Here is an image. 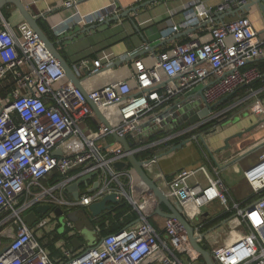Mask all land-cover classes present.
<instances>
[{"label": "built area", "instance_id": "1", "mask_svg": "<svg viewBox=\"0 0 264 264\" xmlns=\"http://www.w3.org/2000/svg\"><path fill=\"white\" fill-rule=\"evenodd\" d=\"M76 5L77 0L64 4L67 9ZM192 5L193 11L175 32L209 21L205 34L191 35L188 42L153 53L150 61L133 58L125 79L94 82L106 69H116L111 67L114 61L75 65L71 68L82 89L67 78L58 60L17 9L20 21L14 20L12 13L9 18L0 14V83L9 78L14 82L10 94L0 98V233L3 237L14 236L0 250V264L202 262L179 220L164 217L163 232L152 222L162 204L134 168L115 166L118 162L128 163V153L114 135L127 138L136 157L182 135L207 144V137L218 130L232 106L247 102L251 91L229 106L218 108L219 104L258 81L263 86L253 93L264 90V72L251 65L264 60V37L251 20L240 16L216 25L211 9L199 0ZM230 7L231 0H225L218 10ZM112 15H118V11H99L81 18L95 25ZM90 101L107 124L98 118ZM209 107L213 109L207 116L178 129L186 111L191 118ZM249 110L264 119L262 100L252 102ZM159 132L166 135L148 141ZM256 148L261 152L258 159L243 171L251 191L244 201L236 200L220 177L227 162H218V168L212 170L202 164L178 171L171 180H156L167 198L191 221L195 236L209 248L214 264H264V139ZM139 160L147 172L157 164L158 157ZM75 170L78 172L72 173ZM56 171L63 178L45 185L43 180ZM86 176L88 185L78 189V198L68 193L71 185ZM113 193L138 214L137 223L80 250L67 247L63 239L57 244L62 248L61 257H52L42 242L44 236L60 234L61 227L64 231L60 235L66 233L68 239L82 233L67 218L68 210L82 208L86 215L90 205ZM214 203L223 207L222 212L231 213L224 226L231 234H238L220 246L214 245L216 241L203 244L211 234L202 236V209ZM42 205L50 209L29 225L25 216ZM190 206L196 208L191 214L187 211ZM57 209H61V215ZM61 217L65 224L60 222ZM196 219L201 221L194 224ZM92 227L100 232L99 226Z\"/></svg>", "mask_w": 264, "mask_h": 264}, {"label": "crops", "instance_id": "2", "mask_svg": "<svg viewBox=\"0 0 264 264\" xmlns=\"http://www.w3.org/2000/svg\"><path fill=\"white\" fill-rule=\"evenodd\" d=\"M23 1L35 16L43 15L40 20L45 23L48 29V36L51 38V40L58 42L57 48L65 57L69 65L74 68L75 65H78L85 61L89 63L95 61L102 64H107L113 61L116 62L120 59L130 58L149 46L159 44L166 39L172 38L178 33L184 32L185 30H181L178 32H175V30L176 28H179L180 24L186 20L187 15L193 11L194 7L192 3L196 0H156L147 5L143 4L151 0H77V5L74 9H67L64 6L67 0ZM199 1H201L206 7L211 9V13L215 18L217 16V12H219V6L222 5L225 0ZM137 6H141V8L137 12L130 13L127 17H121L119 18V20L113 21L110 25L104 24V22L95 24L98 25L96 29L91 30L90 32H84V29L86 27L95 26L84 23L82 18L85 16L96 14L99 11L106 12L109 10L118 11V14H120ZM15 9L16 8L14 6V9H12L11 11V16L14 17V20L20 21L22 17L21 15L16 13ZM114 16L115 15H112L111 18H113ZM240 16H247L253 23L255 29H257L264 37V13L259 5L252 6L249 11H240L237 14H229L223 19L222 22L214 21V23L217 25L223 22H230ZM133 20L135 21V24L133 23ZM201 25L194 27H199ZM209 26L210 25H207L206 27L199 28L192 33L182 35L181 37L173 41L158 46L155 49V52H149L139 57L145 58L150 61V58L154 56L152 55L153 53L158 54L165 48L167 50V48H170L174 44L180 43V41L184 38L191 39V35L197 36L202 30H206ZM132 61L133 60H129L122 65L116 66V69L114 70L106 69L105 72H103L94 80V82L97 84H103L111 79H125L129 74V68ZM261 88L258 90H261ZM258 90L252 88L251 97L247 102H242L241 104L238 103L232 106V108L230 109V114L225 120H223V122H220L218 130L207 137V144H205L203 141L190 140L189 138L191 136L189 138H186L187 136L182 135L178 139H175L180 143L175 144L173 142L174 140H171L166 145H160L155 149H151L150 153L152 155H150V157L157 155L158 162L155 166H153V168L147 171L148 175L154 180H157V182H161L164 179L171 180L178 171H181L183 169L196 168L202 164L207 165L210 170H212L213 168H218V162L215 159L219 160V158L218 154L216 153L217 150L226 145V139L228 138H230L229 148L231 147L232 139H238V142L233 145L229 153L230 157H228L227 160H223V162L220 161L221 164L226 163L231 158H235L232 163L235 162L234 164H236L240 159L252 153L254 157V159H252V162L254 163L258 159L261 152L257 148H254L252 151L248 150H250L249 148L252 146L257 147L260 144L261 140L264 139L263 134L259 136L250 135L252 130L258 128L259 125L264 126V119L260 118L259 115L253 114L249 110V106L253 101L260 99L264 102V90L258 94L253 93ZM187 113L188 112L186 111L185 114H183V122L180 121L181 123L177 126L178 129L190 124L188 123L190 122V117L187 115ZM186 120L189 121L187 122ZM241 132H244L242 136L235 137L236 134ZM184 142L186 143L181 148L171 151L174 146L182 144ZM200 144H202V146ZM206 148L213 156L209 155ZM249 161L250 160H244V163L237 166L236 170H234V164L232 165L231 162H227L228 164L226 166L224 165V167L220 170L222 173H220V177L222 178L221 175H223L224 179H222L228 187L235 186L236 180H238L237 177L240 176V171L242 172L241 169L245 170L246 165L249 163ZM85 181L86 179L79 183V189H81V187L85 188L88 185ZM244 188L245 187H243V189ZM248 188L250 189L249 185ZM231 194L235 198L232 191ZM242 195L245 197L242 200L244 201L251 196V191L250 194L244 193ZM216 204L218 203L211 204L207 207H211ZM117 208L116 206H113V209L106 213L113 212ZM161 209L163 210V212H170L169 208L163 204L161 206ZM193 210L196 211V208L192 206L187 208V211L190 214ZM204 210L205 209L203 208V218L215 217L223 211L222 210L219 213L216 212L211 216L208 211L205 212ZM132 211L126 212L123 218H128L131 215ZM88 212L91 214L89 209ZM88 212H86V215L83 214V217L91 226H93L90 220V214ZM117 212L118 211H115V213ZM132 213L136 214V219L130 221L129 224H127L124 228L137 223L138 214L134 211ZM151 220L159 229V231L163 232L161 227L164 222V216L158 214L157 217H154ZM223 227L224 226L211 233V235L208 236L203 244L207 245L209 244V241H216V235L218 234V232L222 231ZM64 235V238H62L63 236L60 235L61 237L55 242V246L58 251L57 255H53V253H51L49 248L46 246L47 244L45 245L50 251L51 256L54 258H59L61 256L62 248L58 245L59 243L64 241L63 239H65L64 243L67 247L74 249L71 244V240L75 237L68 239L66 233H64ZM1 236L2 234L0 233V237ZM78 238H80L83 242L85 241L81 235L78 236ZM230 240L231 237L228 241ZM68 241H70L69 245ZM42 242L44 243V240ZM2 247L4 248L5 246ZM85 247L87 246L83 244V246L78 250Z\"/></svg>", "mask_w": 264, "mask_h": 264}, {"label": "water", "instance_id": "3", "mask_svg": "<svg viewBox=\"0 0 264 264\" xmlns=\"http://www.w3.org/2000/svg\"><path fill=\"white\" fill-rule=\"evenodd\" d=\"M154 1H156V0H151V1H149L143 5L150 4L151 2H154ZM7 5L15 6V8L22 15L23 19L26 20L30 24V26L38 33L41 41L44 43L46 48L58 60V62L62 66V68L65 70L67 78L70 81H72L77 87L82 89L80 80L77 78V76L73 72L71 66L69 65V63L67 62L65 57L61 54V52L57 48L58 42L51 40V38L48 36V34L40 26L39 20L43 17V15L35 16L31 12V10L27 7V5L24 3L23 0H0V14H2V9ZM254 5H259V7L261 8V10L264 13V0H232V4H231L230 9H228L226 11L217 12V16L214 18V21L222 22L223 19L227 15L237 14L240 11L241 12L249 11L251 9V7ZM140 8H141V6H137L135 8L130 9V10H126L125 12L120 13L118 15H115L113 18L108 19L107 21L104 22V24L110 25L113 21H117L121 17H127V16H129L130 13L137 12ZM133 23L135 24L134 20H133ZM208 23H209V21H206L199 27L188 28L184 32H181V33L174 35L172 38L166 39L159 44L145 48L144 50H142L141 52H139L138 54H136L133 57L117 60L111 67H116V66L122 65L123 63H125L129 60H132L133 58L143 56L144 54H147L149 52H155V49L158 46H161L165 43L173 41V40L181 37L182 35H187L189 33H192L199 28L206 27L208 25ZM97 27H98V25L86 27L84 29V32H90L91 30H94ZM90 102H91L98 118L100 120H102L105 124H107L106 119L104 118V116L102 115V113L100 112L98 107L92 101H90ZM212 109H213V107L203 109L198 114L193 115L190 118V122L191 123L198 122L201 118L207 116ZM243 133L244 132L238 133L235 135V137L236 136H242ZM114 137H115L116 141L118 143H120L123 146L124 150L128 153V156H127L128 163L127 162H118L115 164V166L118 169H123V168L127 167V165L132 166L134 168L135 172L138 174V176L148 185V187L150 189H152L155 192L156 196L159 199L160 204L167 206L170 210L169 213H166V212H163L161 207H159L158 208V214L161 216L167 217V218H170V217L176 218L185 227V229L187 230V233H188V236H189V239H190L192 246L201 254V256L203 258L202 262H200L199 264H214L210 251L207 248H205L198 241L197 237L195 236V229H194L193 225L191 224V221L188 220L183 215L181 208L177 204L171 202L167 198V196L164 194L162 189L158 186L156 180H154L153 178H151L148 175V173L146 172V170L142 166L141 160H139L136 157V155L132 152V148H131L127 138L118 137L116 135H114ZM185 143L186 142L174 146L171 151H174V150L181 148ZM229 146H230V138L226 139V145L223 146L222 148H220L219 150H217V152L228 149ZM56 154L59 155L60 151H57ZM88 177L89 176H86V177L80 179L77 183H74L73 185H71L68 188V193H72L75 198H78L79 197V193H78L79 183ZM98 186H99L98 184L95 185L96 188ZM120 201L121 200L119 199L118 194H115V193L108 194L104 198H102V200L95 202L92 205H90L88 209L91 212L92 216L96 218V217L100 216L101 214H103L104 212H108V211L112 210L113 206H115V204H117V203H120ZM49 209H50L49 205H42V206L37 207L35 210H32L30 213H28L25 216L26 222L29 225L33 226L39 217L38 215H41V214L47 212ZM56 213L58 215H61L62 214L61 209H57ZM226 223H227V220H223L219 224L209 228L206 231H203L202 236L205 237V236L213 233L218 228L224 226ZM71 244L75 250H78L79 248H81L83 246L84 242L80 238L75 237L71 240ZM0 256H1V253H0Z\"/></svg>", "mask_w": 264, "mask_h": 264}, {"label": "trees", "instance_id": "4", "mask_svg": "<svg viewBox=\"0 0 264 264\" xmlns=\"http://www.w3.org/2000/svg\"><path fill=\"white\" fill-rule=\"evenodd\" d=\"M12 9H14V6H12V5H7L2 9V14L4 15L5 18L10 17ZM39 24L42 27V29L48 34V29H47L45 23L42 22L41 20H39ZM205 33H206V30H202L200 32V34H205ZM189 40H190L189 38H184L183 40L180 41V43H185V42H188ZM163 50H166V48ZM251 65L258 66L260 68V70L264 72V60H258L256 62L252 63ZM261 86H263V83L261 81H258L255 84H253L252 86H244V87L240 88L237 92H235L229 98H227V100H225L223 103L219 104L218 108H223V107L229 106L233 102H236L239 99L246 96L252 90V88L253 89H259ZM13 87H14V82L11 78L1 82L0 83V98L8 96V94H10V92L12 91ZM188 123H190V122H188ZM164 135H166V132H159L157 134L150 136L148 141H152V140L160 138ZM173 142L175 144L180 143L177 140H174ZM139 145H141V144H139ZM150 155H152L150 153V150H147V151L143 152V154L138 155L137 157L139 159H142V158L150 157ZM76 172H78V170H75L72 173H76ZM62 178H63L62 175L56 171V172H53L52 174L48 175L43 180V182L45 185L50 186V185L57 183ZM115 206H116V208L117 207L118 208L115 209L113 212H110L108 214H106V212H104L103 214L98 216L99 218L97 217L98 219L93 220L92 225L96 226L99 224L98 226L101 228L100 232L98 233L97 241L100 240L103 236H106L108 234L116 233V232L120 231L127 224H129L130 221H133L136 219L137 216L135 213H132L133 211L131 210L132 208L130 205H128L126 203H120V204L115 205ZM115 211H118V212L115 213ZM128 211H132L131 215L128 218H123L125 213ZM5 215H7V214L5 213ZM230 215H231V213L221 212L215 217L203 218L202 231L208 230L209 228L213 227L215 224L222 222L223 220L227 219ZM60 237H61L60 234L54 233L51 235H46L42 238V241L44 240L45 245L47 244L46 246L49 248L51 253H53V255H57V253H58L56 246H55V242ZM6 239H8V238H6ZM49 239H50V241H49ZM69 242L70 241H68V245L70 244ZM205 248L209 249L207 246H205Z\"/></svg>", "mask_w": 264, "mask_h": 264}, {"label": "rangeland", "instance_id": "5", "mask_svg": "<svg viewBox=\"0 0 264 264\" xmlns=\"http://www.w3.org/2000/svg\"><path fill=\"white\" fill-rule=\"evenodd\" d=\"M256 101V100H255ZM254 102V101H253ZM184 111H186V109H182V112H184ZM179 116V115H178ZM180 120L182 121L183 120V118H180ZM264 135V126L263 125H259V127L258 128H256V129H254V130H252V132L250 133V135L251 136H259V135ZM238 142V139H232L231 140V147L230 148H228V149H225V150H222V151H220V152H217L216 154H218V158H219V160L218 159H215L217 162H219V163H221L220 161H222L223 162V160H227L228 159V157H230L229 156V153H230V151H231V149H232V147H233V145L234 144H236ZM199 143H202V142H199ZM201 146H202V144H200ZM257 146V145H256ZM254 148H256L255 146H252V147H250L249 149L250 150H248V151H252ZM206 150L208 151V153H209V155L210 156H213V155H211V153L209 152V150L206 148ZM215 152H216V149H215ZM252 159H254V157H253V153L252 154H248V155H246L244 158H242V159H240L239 161H238V163H236V164H234V163H232V165L235 167L234 168V170H236L237 169V166H239V165H241V164H243L244 162V160H246V161H248V160H250L249 161V163L246 165V168L247 167H249L253 162H252ZM233 160H235V158L233 159V158H231L229 161H227V162H232ZM243 160V161H242ZM215 161V162H216ZM242 161V162H241ZM232 166V167H233ZM231 167V168H232ZM245 168V169H246ZM242 170V172L240 171V176L239 177H237V179L238 180H236V184H235V186L234 187H231V186H229L230 187V189H231V191L233 192V194H234V196H235V198L237 199V200H239V201H242L245 197L242 195V194H244V193H246V194H250V189L248 188V185L245 183V181H244V179H243V175H242V173H243V171H244V169H241ZM222 174V173H221ZM222 176V178H223V175H221ZM224 179V178H223ZM243 187H245L244 189H243ZM207 208V209H206ZM223 207L220 205V204H216V205H214V206H211V207H205L204 209V211L206 212V211H208L209 213H210V215L212 216V215H214L216 212L217 213H219V212H221L223 209H222ZM69 212H67V214H66V216H67V218L70 220V221H72L77 227H79L80 229H81V236L83 237V239L85 240L84 241V244L87 246V247H91V246H93L95 243H96V241H97V238H98V233L96 232V230L88 223V221L87 220H85V218L83 217V209L82 208H71V209H69L68 210ZM81 216H82V218H81ZM201 221V219H196L195 220V222H194V224L195 223H199ZM60 222L62 223V224H65L66 223V221H65V218H62L61 217V220H60ZM76 227V228H77ZM63 231H64V228L63 227H61V229L59 230V233L60 234H62L63 233ZM235 233H230V230L228 229V227L227 226H224L223 228H222V231H220V232H218V237H217V239H216V242L217 243H214V245L215 246H220V245H224L225 243H227V241H228V239L230 238V237H232V235H234ZM3 236V235H2ZM0 237V249H2L3 247L2 246H8L9 245V243H10V240L11 239H13V235H11V237L9 238V237H5V238H8V239H5L4 237ZM3 238V239H2ZM2 247V248H1Z\"/></svg>", "mask_w": 264, "mask_h": 264}, {"label": "bare ground", "instance_id": "6", "mask_svg": "<svg viewBox=\"0 0 264 264\" xmlns=\"http://www.w3.org/2000/svg\"><path fill=\"white\" fill-rule=\"evenodd\" d=\"M237 237H238V234H234V235H232V237H231V240H230V241H232V240L236 239Z\"/></svg>", "mask_w": 264, "mask_h": 264}, {"label": "flooded vegetation", "instance_id": "7", "mask_svg": "<svg viewBox=\"0 0 264 264\" xmlns=\"http://www.w3.org/2000/svg\"><path fill=\"white\" fill-rule=\"evenodd\" d=\"M106 214H108V213H106ZM90 217H91V219H90V220H91V223H93V220H95V219H98V218H99V217H98V218H97V217H96V218H94V217H93V216H91V215H90Z\"/></svg>", "mask_w": 264, "mask_h": 264}]
</instances>
